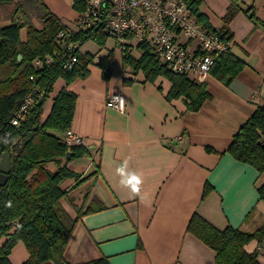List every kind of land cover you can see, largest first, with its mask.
Wrapping results in <instances>:
<instances>
[{"label": "crops", "instance_id": "0c3cea01", "mask_svg": "<svg viewBox=\"0 0 264 264\" xmlns=\"http://www.w3.org/2000/svg\"><path fill=\"white\" fill-rule=\"evenodd\" d=\"M22 1L0 4L5 11L0 26L10 24L14 4ZM42 1L65 25L74 27L77 14L70 0ZM230 4L202 0L200 12L207 26L203 24L219 31ZM239 6L228 26L230 52L246 66L229 86L210 74L204 83L211 99L197 112L188 111L185 98H167V79L146 82L142 72L124 71L115 43L99 58L86 46L92 40L79 46L80 53L96 56L89 74L69 85L58 79L42 114L45 120L61 90L76 95L70 129L86 139L88 152L68 166L82 178L91 177L73 190L76 181H65L61 187L70 191L62 205L72 218V205L83 211L90 204L99 209L78 222L65 252L68 262L106 257L110 264H215V252L187 232L195 213L218 229L231 226L252 232L263 222L258 188L264 187V172L227 151L240 127L264 102V0H240ZM34 23L41 28L36 19ZM20 36L26 40V29ZM112 50L114 65L106 82L96 63ZM113 90L122 92L125 112L106 106ZM134 177L141 181L138 193L132 191ZM206 184L213 191L202 199ZM244 249L259 253L264 264V240H252Z\"/></svg>", "mask_w": 264, "mask_h": 264}, {"label": "trees", "instance_id": "16d2710c", "mask_svg": "<svg viewBox=\"0 0 264 264\" xmlns=\"http://www.w3.org/2000/svg\"><path fill=\"white\" fill-rule=\"evenodd\" d=\"M12 1L0 0V4ZM184 1L192 14L207 26L200 12L202 0ZM230 1L222 18V28L214 30L226 42L232 39L228 26L240 11V0ZM10 19L9 25L0 26V157L4 152L11 157L8 179L4 185L0 180V264H12L9 257L19 243L28 252V258L22 264H73L65 259V252L74 230L81 217L99 209L90 204L83 211L71 204L76 211L72 218L62 205V201L69 198L70 191L61 187L65 181L75 180L74 186L77 187L91 177L82 178L68 166L88 152L86 147L68 148L62 141L64 131L71 127L74 118L76 95L67 89L61 90L45 120H42L43 104L58 79L69 85L86 77L96 56L78 50L76 53L81 66L73 71H64L59 58L48 67L36 69L33 62L37 58L58 52L56 37L68 26L42 0L16 2ZM34 19L41 28L36 26ZM22 29H26L25 41L20 36ZM90 40L100 47L106 44L108 36L99 23L75 36V41L81 45ZM135 48L140 50L139 56L133 54ZM19 55L22 56L21 61L18 60ZM122 61L124 71L129 69L135 75L142 72L146 82H154L159 77L167 79L171 83L167 98H185L188 111H199L204 102L211 99L205 83L168 70L149 43L129 46ZM96 65L108 82L114 65V51L100 58ZM245 66L246 63L229 50L216 58L210 74L229 86ZM32 76L44 91L43 104L36 103L21 124L13 126L10 119L32 89ZM227 151L237 161L252 165L259 173L264 172V102L240 127ZM50 164H54L55 169H51ZM212 191L213 188L206 184L202 199ZM258 191L264 201V187L260 186ZM187 232L215 252V264H260L259 253H247L244 246L252 240L263 242L264 220L254 231L246 232L231 226L218 229L195 213ZM4 238L5 241L1 242ZM80 264L110 263L106 257H101Z\"/></svg>", "mask_w": 264, "mask_h": 264}, {"label": "built area", "instance_id": "2783aa9c", "mask_svg": "<svg viewBox=\"0 0 264 264\" xmlns=\"http://www.w3.org/2000/svg\"><path fill=\"white\" fill-rule=\"evenodd\" d=\"M76 10L74 27H67L58 33V52L33 62L41 70L61 60L64 71H73L81 66L76 53L81 45L75 41L78 32H85L96 24L115 41L122 55L129 46L149 43L155 48L159 61L175 74L188 76L204 83L210 75L215 60L230 50V43L222 40L212 29L206 27L192 14L184 0H70ZM78 2V6L76 3ZM34 83L10 119L13 126H19L34 105L42 98L44 91ZM122 98L124 103L121 105ZM106 106L125 112V99L120 90L109 92ZM62 141L68 148L85 146L86 139L70 128L64 131Z\"/></svg>", "mask_w": 264, "mask_h": 264}, {"label": "rangeland", "instance_id": "374dc122", "mask_svg": "<svg viewBox=\"0 0 264 264\" xmlns=\"http://www.w3.org/2000/svg\"><path fill=\"white\" fill-rule=\"evenodd\" d=\"M4 13H5V11L3 9H0V18L3 17ZM114 43H115V41L112 38L108 37V40H107L106 45H104L102 47H100L97 43H94L92 41L89 42V43H87L86 46L89 47L91 49V51L96 52L97 53L96 55L99 58V57H101L102 53H104V52L107 51V49H111L114 46ZM101 48H102V50H101ZM115 49H117L120 53H122L121 50H120V48L116 47V44H115ZM133 53L135 55H138L141 52H140V50H138V49L135 48L133 50ZM48 102H49V100L47 98L46 101L43 104L44 111H46V109L48 107ZM49 167L51 169H55V165L54 164H50ZM74 188H75V186H73L72 190ZM4 241H5V238L1 242H4ZM20 244L21 243H19V245L16 246L12 250V252L10 254V256H11L10 259H11V261H12L13 264H22V263H24L27 260L28 252H27L25 246L23 244L22 245H20Z\"/></svg>", "mask_w": 264, "mask_h": 264}, {"label": "water", "instance_id": "95a60500", "mask_svg": "<svg viewBox=\"0 0 264 264\" xmlns=\"http://www.w3.org/2000/svg\"><path fill=\"white\" fill-rule=\"evenodd\" d=\"M18 60H22V56H18ZM38 105L43 104V100L40 99L37 102ZM11 169V157L8 152H4L1 157H0V180H1V185H4L8 179V174Z\"/></svg>", "mask_w": 264, "mask_h": 264}, {"label": "clouds", "instance_id": "9594fccd", "mask_svg": "<svg viewBox=\"0 0 264 264\" xmlns=\"http://www.w3.org/2000/svg\"><path fill=\"white\" fill-rule=\"evenodd\" d=\"M117 99H119L121 105H123V103H124L123 99L119 98V97ZM133 179L135 180V184L132 186V191H133V193H138L139 192V184L141 183V181L136 177H134Z\"/></svg>", "mask_w": 264, "mask_h": 264}]
</instances>
